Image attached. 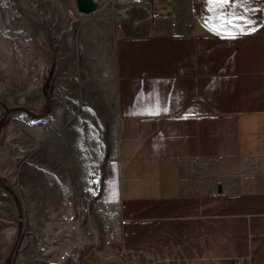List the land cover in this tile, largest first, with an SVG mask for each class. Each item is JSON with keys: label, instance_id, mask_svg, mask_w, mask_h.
Returning a JSON list of instances; mask_svg holds the SVG:
<instances>
[{"label": "crops", "instance_id": "1", "mask_svg": "<svg viewBox=\"0 0 264 264\" xmlns=\"http://www.w3.org/2000/svg\"><path fill=\"white\" fill-rule=\"evenodd\" d=\"M71 2L55 77L115 89L107 233L80 264H264V0Z\"/></svg>", "mask_w": 264, "mask_h": 264}, {"label": "rangeland", "instance_id": "2", "mask_svg": "<svg viewBox=\"0 0 264 264\" xmlns=\"http://www.w3.org/2000/svg\"><path fill=\"white\" fill-rule=\"evenodd\" d=\"M70 5L0 0V119L9 110L0 130V264H80L107 233L99 190L114 148L111 75L96 92L77 72L48 77L56 54L66 67L72 52L50 38L54 24L63 32ZM22 109L45 113L32 119Z\"/></svg>", "mask_w": 264, "mask_h": 264}, {"label": "snow or ice", "instance_id": "3", "mask_svg": "<svg viewBox=\"0 0 264 264\" xmlns=\"http://www.w3.org/2000/svg\"><path fill=\"white\" fill-rule=\"evenodd\" d=\"M210 3L214 5L223 6L229 4L230 0H210ZM218 19H220V17H218ZM237 21H242L243 25L251 24V21L246 20L244 17L235 16L234 19L229 17H224L223 27H225V29L228 31L230 35H234V33L231 31L233 28H239L241 32L245 31V27H243L240 23H237ZM248 30L251 31L254 29H248Z\"/></svg>", "mask_w": 264, "mask_h": 264}, {"label": "trees", "instance_id": "4", "mask_svg": "<svg viewBox=\"0 0 264 264\" xmlns=\"http://www.w3.org/2000/svg\"><path fill=\"white\" fill-rule=\"evenodd\" d=\"M53 71H54V61L52 60V62H51V66H50V68H49V72H48V73H49V76H48L49 79L52 78V76H53ZM42 88L44 89V93H45V95L47 96V95H48V84H47V83L44 84ZM46 109H47V106H45V111H46ZM12 111H16V109H13ZM22 111H23L24 113H26L27 115H30V118H32V119H39V118L43 115V113H45V111H44L43 113H34V112H31V111L26 110V109H22ZM8 112H9V110H6L5 114H3V116H2L1 119H0V130H1L2 126H3V124H4V121H5V115H6Z\"/></svg>", "mask_w": 264, "mask_h": 264}, {"label": "water", "instance_id": "5", "mask_svg": "<svg viewBox=\"0 0 264 264\" xmlns=\"http://www.w3.org/2000/svg\"><path fill=\"white\" fill-rule=\"evenodd\" d=\"M98 0H76L77 11L89 14L97 9Z\"/></svg>", "mask_w": 264, "mask_h": 264}, {"label": "built area", "instance_id": "6", "mask_svg": "<svg viewBox=\"0 0 264 264\" xmlns=\"http://www.w3.org/2000/svg\"><path fill=\"white\" fill-rule=\"evenodd\" d=\"M112 5H122V6H141L144 5L147 0H108Z\"/></svg>", "mask_w": 264, "mask_h": 264}]
</instances>
